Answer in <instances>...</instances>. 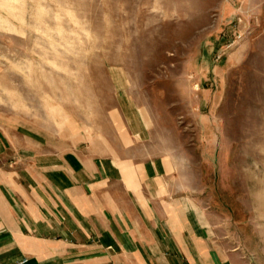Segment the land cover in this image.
<instances>
[{"label":"rangeland","instance_id":"374dc122","mask_svg":"<svg viewBox=\"0 0 264 264\" xmlns=\"http://www.w3.org/2000/svg\"><path fill=\"white\" fill-rule=\"evenodd\" d=\"M0 113L66 149L171 161L200 208L205 180L261 184L264 0H0Z\"/></svg>","mask_w":264,"mask_h":264},{"label":"crops","instance_id":"0c3cea01","mask_svg":"<svg viewBox=\"0 0 264 264\" xmlns=\"http://www.w3.org/2000/svg\"><path fill=\"white\" fill-rule=\"evenodd\" d=\"M33 125L0 113V264H264V179L205 180L200 208L171 161L66 149Z\"/></svg>","mask_w":264,"mask_h":264},{"label":"built area","instance_id":"2783aa9c","mask_svg":"<svg viewBox=\"0 0 264 264\" xmlns=\"http://www.w3.org/2000/svg\"><path fill=\"white\" fill-rule=\"evenodd\" d=\"M237 1H242V0H237ZM27 260L24 258V259H21L20 261L17 262V264H23L25 263Z\"/></svg>","mask_w":264,"mask_h":264}]
</instances>
